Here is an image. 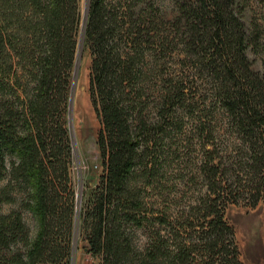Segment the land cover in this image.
<instances>
[{
  "label": "trees",
  "instance_id": "trees-1",
  "mask_svg": "<svg viewBox=\"0 0 264 264\" xmlns=\"http://www.w3.org/2000/svg\"><path fill=\"white\" fill-rule=\"evenodd\" d=\"M171 2L167 20L156 0H88L83 38L103 174L81 208L87 250L99 264H244L224 213L230 203H264V74L247 56L263 31L247 29L240 0ZM0 16V204L22 192L21 209L40 223L32 239L21 210L0 214V264H67L63 114L78 0H0ZM169 29L183 62L212 87L213 111L201 110L190 130L185 99L196 78L164 70L161 58L177 48ZM171 177L199 184L190 202L186 192L183 204L170 197Z\"/></svg>",
  "mask_w": 264,
  "mask_h": 264
},
{
  "label": "rangeland",
  "instance_id": "rangeland-1",
  "mask_svg": "<svg viewBox=\"0 0 264 264\" xmlns=\"http://www.w3.org/2000/svg\"><path fill=\"white\" fill-rule=\"evenodd\" d=\"M159 8L165 13V19L173 18V3L171 0H156ZM241 5H244V12L242 19L247 27L251 29L253 23L261 26L262 39L261 47L256 52L250 50L247 52L249 60L252 62V68L264 74V6L258 0H240ZM88 0H78L79 12V27L77 30L76 41L77 48L73 66L69 77V87L67 94V102L64 110V128L67 133L69 146V187L70 194H63L67 196L65 201V211L67 218L64 234L69 236V256L67 264H99L100 257L91 255L87 250L86 236L81 228V208L86 195L95 187L103 174L102 159L100 158L97 135L100 130V122L94 112L90 101L88 86L89 74L91 64V53L85 45L83 38V29L87 17ZM0 16V21H2ZM166 35L173 38L175 34L166 30ZM175 38V37H174ZM177 48L167 52L161 58L165 62V69L172 77L179 78L182 75H189L193 80L196 78L192 91H188L185 103L189 105L193 115L189 114L188 109L184 112L186 121V128L190 130V123L195 119L194 117L201 115L200 111L203 109L213 111L212 91L210 83L202 81L196 75V70L193 66H187L183 62L184 53L180 50V43L178 39H174ZM82 44V45H81ZM152 61V58L147 57L146 61ZM15 61L17 59L15 58ZM18 70V74H24L19 65H14V69ZM27 80V76L21 77ZM31 83V82H30ZM150 93V92H148ZM152 99V98H150ZM216 111V109H215ZM191 147V157H194L195 163L200 162L201 154L199 153V143ZM183 151V150H181ZM167 169V175L175 176L178 171L176 164L170 165ZM184 173V172H183ZM8 179L0 181V187L7 184ZM167 186L174 185L175 189L170 191V197H176L180 200V204L188 203L190 194L198 190L199 184L191 183L188 180L181 181L179 178L167 179ZM167 191V190H166ZM164 193H167V192ZM186 192V197L182 198L181 194ZM158 192L152 193V199L158 198ZM14 200L10 203L0 204V214H8L12 210L19 209L23 213V218L30 230V237L34 239L39 231L40 223L37 217L31 214L28 210L21 209L20 199L23 196L22 192L16 190L12 191ZM178 205L182 207V205ZM172 210L177 207L171 203ZM224 217L227 222L233 227L235 234V241L237 243L240 258L244 264H264V203L259 202L255 207L247 205L244 201L238 203H230L225 209ZM61 237V236H58ZM144 235L137 234V242L141 243Z\"/></svg>",
  "mask_w": 264,
  "mask_h": 264
},
{
  "label": "water",
  "instance_id": "water-1",
  "mask_svg": "<svg viewBox=\"0 0 264 264\" xmlns=\"http://www.w3.org/2000/svg\"><path fill=\"white\" fill-rule=\"evenodd\" d=\"M87 12V11H86ZM84 30V29H83Z\"/></svg>",
  "mask_w": 264,
  "mask_h": 264
},
{
  "label": "bare ground",
  "instance_id": "bare-ground-1",
  "mask_svg": "<svg viewBox=\"0 0 264 264\" xmlns=\"http://www.w3.org/2000/svg\"><path fill=\"white\" fill-rule=\"evenodd\" d=\"M82 45V44H81Z\"/></svg>",
  "mask_w": 264,
  "mask_h": 264
}]
</instances>
